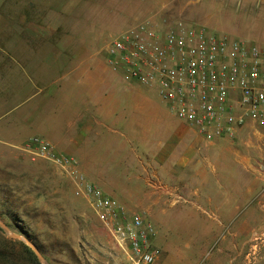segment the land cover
Wrapping results in <instances>:
<instances>
[{"label": "crops", "instance_id": "0c3cea01", "mask_svg": "<svg viewBox=\"0 0 264 264\" xmlns=\"http://www.w3.org/2000/svg\"><path fill=\"white\" fill-rule=\"evenodd\" d=\"M5 1L0 0V35L9 31L13 38H0V57L7 62L0 64V141L19 147L27 138L41 137L57 152L77 159L91 181L127 208L152 206L160 227L172 224L177 231L195 234L194 245L166 256L179 259L160 264H244L245 244L264 236V137L249 141V152L234 149L230 158L196 152L204 147L217 150L215 142L222 139L203 144L149 98V89H137L131 95L136 108H130L120 75L105 60L102 71L94 60H83L64 37L21 39L23 31L31 38L37 35L29 32L32 25L6 22ZM231 2V9L222 4L220 10L231 11L233 28L219 27L222 33L264 44V0ZM130 121L142 137L152 130L157 141L150 146L163 154L161 163L174 166L173 177L182 180L169 186L150 181L149 164L129 139ZM254 161H260L258 167ZM166 205L168 220L163 218ZM209 240L214 247L205 249L202 243Z\"/></svg>", "mask_w": 264, "mask_h": 264}, {"label": "rangeland", "instance_id": "374dc122", "mask_svg": "<svg viewBox=\"0 0 264 264\" xmlns=\"http://www.w3.org/2000/svg\"><path fill=\"white\" fill-rule=\"evenodd\" d=\"M30 2L32 6L28 9L33 15L27 24L33 26L29 32L37 37H28L27 31H23L21 39L64 37V40L75 44L74 51H78L83 60L86 62L89 59L94 60L101 71L104 48L111 36L124 30L136 20L150 18L159 23L163 21L169 23L175 19H183L219 33L223 32L219 27L233 28L231 11L220 10L222 4L223 7L231 9V0L228 2L226 0H30ZM27 4L28 0H7L3 4L4 13L19 12L23 9L22 6ZM5 17L8 24L15 21L11 20L15 16L5 15ZM233 33H235L234 37L245 39L243 34ZM0 38L8 41L13 35L7 31L2 33ZM2 62L7 63L0 57V64ZM143 88L149 89L147 91L149 98L155 99L166 108L164 102H160L155 88L125 82L122 83V89H125L130 96V108H136V101L131 95H135L137 89ZM135 126V122L130 121L129 139L137 142L132 141V144L149 164L150 181L158 179L169 186L182 180L176 179L170 173V169L174 167L172 164H163L159 161L163 158V154L153 148L154 143L153 146L149 144L153 140L157 141L151 135L152 130H146L150 135L142 137L137 132L140 129H136ZM260 136L264 137V132L253 134L241 130L233 140L227 138L215 142L217 150L210 147L201 150L197 148L198 144L194 150L199 149L196 152L202 151L210 156H217L219 152L230 158L234 149L249 152L248 149L252 147L246 144ZM28 139L19 147L0 141V223L7 225L14 234L23 235L33 242L49 264H131L86 199L75 193L72 182L49 162L31 160L23 147ZM202 143L213 145V142L202 141ZM255 152L257 151L253 150L254 154ZM259 162L254 161L255 167H258ZM154 169L155 175L152 174ZM110 187L116 188L112 185ZM127 206L129 209L140 211L156 229L153 248L156 249L158 258L154 264H160L163 260L179 259V257L167 259L166 256L174 254L176 250L190 248L196 243L194 233L177 231L172 224L160 227L153 216L152 206L148 208L143 203L142 207L135 204ZM164 210L163 218L168 220L167 205L164 206ZM202 244L205 249L214 247L211 240L203 241ZM25 246L31 250L24 239L10 236L0 226V264H35L31 261ZM244 247L243 259L246 264H264V236L251 239Z\"/></svg>", "mask_w": 264, "mask_h": 264}, {"label": "built area", "instance_id": "2783aa9c", "mask_svg": "<svg viewBox=\"0 0 264 264\" xmlns=\"http://www.w3.org/2000/svg\"><path fill=\"white\" fill-rule=\"evenodd\" d=\"M106 65L128 83L155 88L168 111L206 143L241 131L264 132V44L246 42L175 19L136 20L111 36ZM31 160L52 164L69 179L108 228L131 264H154V225L91 181L74 157L33 136Z\"/></svg>", "mask_w": 264, "mask_h": 264}, {"label": "trees", "instance_id": "16d2710c", "mask_svg": "<svg viewBox=\"0 0 264 264\" xmlns=\"http://www.w3.org/2000/svg\"><path fill=\"white\" fill-rule=\"evenodd\" d=\"M29 6H32V2H30V0H28V4L26 6H22L23 9L19 10L21 12L20 15L15 16V18H11V20H15L16 22H18L21 25H26L27 23H29L30 19L32 18L31 14H27L26 11H28ZM4 10V8H3ZM5 15H7L8 17L10 16L9 12L4 13ZM26 251L30 254L31 256V261L35 264H39V262L36 259V256L34 255V253L27 247L25 246Z\"/></svg>", "mask_w": 264, "mask_h": 264}, {"label": "water", "instance_id": "95a60500", "mask_svg": "<svg viewBox=\"0 0 264 264\" xmlns=\"http://www.w3.org/2000/svg\"><path fill=\"white\" fill-rule=\"evenodd\" d=\"M0 226L7 232V234H9L10 236H13V237H16V238H22L24 239L27 244L30 246L32 252L34 253V255L36 256L38 262L40 264H49L46 259L44 258V256L41 254V252L39 251V249L37 248V246L31 242L28 238H26L25 236L23 235H18V234H14L11 229L5 225V224H2L0 223Z\"/></svg>", "mask_w": 264, "mask_h": 264}]
</instances>
